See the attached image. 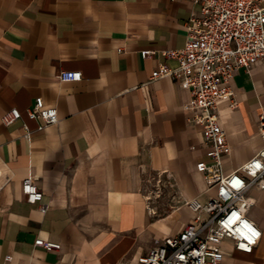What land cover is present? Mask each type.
I'll use <instances>...</instances> for the list:
<instances>
[{"label":"crops","instance_id":"1","mask_svg":"<svg viewBox=\"0 0 264 264\" xmlns=\"http://www.w3.org/2000/svg\"><path fill=\"white\" fill-rule=\"evenodd\" d=\"M199 10L194 0H0V264H137L190 223L177 204L212 195L217 176L207 184L196 170L211 161L183 110L189 91L150 81L159 65L177 67L161 53L184 47ZM60 71H78L81 81L61 82ZM231 86L238 107L218 111L230 147L224 175L262 147V66L237 70ZM36 98L57 110V124L39 130L42 122L26 117ZM11 109L22 119L5 127ZM143 171L160 175L167 203L147 202ZM26 177L42 192L44 213L25 201ZM248 195L261 239L250 255L225 244L224 264H264V190ZM39 239L60 249L34 246Z\"/></svg>","mask_w":264,"mask_h":264},{"label":"built area","instance_id":"2","mask_svg":"<svg viewBox=\"0 0 264 264\" xmlns=\"http://www.w3.org/2000/svg\"><path fill=\"white\" fill-rule=\"evenodd\" d=\"M194 2L200 6V16L190 20L184 47L161 53L176 61L177 67L159 65L152 71L150 81L168 78L189 91L191 98L183 110L190 114L189 122L200 127L202 140L208 147L205 156L211 161L197 163L196 170L207 184L211 174L217 180L209 186L214 191L205 202L196 198L182 202L192 215L190 223L177 235L162 239L138 258L137 264H224L225 244L231 252L250 255L261 239L260 229L248 219L247 213L253 205L249 191L264 190V115L258 120L260 151L237 170L224 175L222 161L230 147L220 126L218 111L221 104L229 109L238 107L231 86L237 70L249 72L261 65L264 73V0ZM152 55L153 51L140 53L142 59ZM58 78L61 82H79L81 73L60 71ZM26 117L41 121L39 130L58 122L57 110L46 106L41 98H36L26 110ZM21 119L20 112L11 109L1 117V124L8 127ZM22 129L23 137L27 138L28 128L23 125ZM156 176L160 179V175ZM21 192L28 204L40 205L43 194L30 177L23 179ZM45 210L39 206L41 213ZM148 213L154 215L152 210ZM34 246L45 251L60 249L59 244L42 239L35 241Z\"/></svg>","mask_w":264,"mask_h":264},{"label":"rangeland","instance_id":"3","mask_svg":"<svg viewBox=\"0 0 264 264\" xmlns=\"http://www.w3.org/2000/svg\"><path fill=\"white\" fill-rule=\"evenodd\" d=\"M140 175V185L142 188V192L145 194V196H147L149 200L147 202H151L152 204L154 203L153 205L157 206L160 204V206H162V204H165L169 201L170 197L166 196L167 192L162 186V179H158L156 175L147 171H143L142 173H140ZM205 199H207V196L205 197ZM182 206L183 205L181 203L177 204V207ZM166 208L169 209L168 207Z\"/></svg>","mask_w":264,"mask_h":264}]
</instances>
